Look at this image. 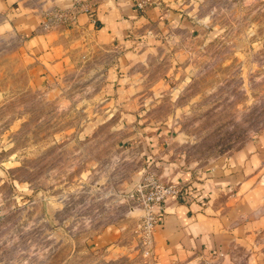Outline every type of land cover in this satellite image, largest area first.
Returning a JSON list of instances; mask_svg holds the SVG:
<instances>
[{
	"label": "rangeland",
	"instance_id": "obj_1",
	"mask_svg": "<svg viewBox=\"0 0 264 264\" xmlns=\"http://www.w3.org/2000/svg\"><path fill=\"white\" fill-rule=\"evenodd\" d=\"M193 10L180 53L173 61L144 60L131 85L144 93L138 121L157 122L167 138L158 147L166 153L160 163L142 157L130 165L117 162L123 150L136 153L141 146L118 145L123 130L83 129L99 116L93 89L73 80L46 95L29 73L19 39L10 26L1 28L0 264H149L136 247L139 213L126 211L120 194L144 171L183 188L178 172L203 183L211 173L233 174L243 161L247 187L260 188V208L251 215L260 220L252 239L234 248L231 264H264V0H199ZM142 125L123 132L129 140L155 132ZM96 136L114 142L88 140ZM248 153L255 155L252 173ZM110 225L120 230L119 244L94 248Z\"/></svg>",
	"mask_w": 264,
	"mask_h": 264
},
{
	"label": "crops",
	"instance_id": "obj_2",
	"mask_svg": "<svg viewBox=\"0 0 264 264\" xmlns=\"http://www.w3.org/2000/svg\"><path fill=\"white\" fill-rule=\"evenodd\" d=\"M77 1L84 2L88 11H82ZM198 1L159 0L138 10L133 0H36L34 4L31 0H0V32L3 26H10L11 34L19 39L20 51L31 62L29 73L35 85L46 95L73 80L93 89L92 95L98 99V119H103L93 120L83 129L129 131L139 130L137 125L143 124L142 130H155L131 140L122 131L118 145L127 142L141 148L136 153L123 150L117 162L130 165L142 157L145 163L154 159L160 163L166 153L158 147L167 138L157 122L148 117L138 121L142 108L138 110L137 100L144 93H137L131 85L144 60L173 61L180 53V40L185 37L182 29L192 23L189 18ZM52 6L71 10L75 23L43 28L46 11ZM114 110L119 123L112 120ZM88 140L108 145L114 142L99 136ZM244 158L252 162L255 155L248 153ZM243 163L231 175L226 170L208 174L203 183L194 181L190 172H178L176 180L182 181L183 188L179 196L162 205L163 218L154 231L149 264H190L199 258L231 264L234 248L252 239L260 220L251 217L260 208V188L247 187L249 174L242 171ZM253 165L248 164L251 173ZM142 171L133 173L130 180ZM255 181L252 178L251 186ZM225 190L234 193L223 196ZM216 192L220 194L217 199ZM119 231L115 225L107 227L96 238L94 248L118 245Z\"/></svg>",
	"mask_w": 264,
	"mask_h": 264
},
{
	"label": "built area",
	"instance_id": "obj_3",
	"mask_svg": "<svg viewBox=\"0 0 264 264\" xmlns=\"http://www.w3.org/2000/svg\"><path fill=\"white\" fill-rule=\"evenodd\" d=\"M136 7L144 10L149 0H135ZM81 10L86 12L84 6ZM71 12L62 10L47 11V21L43 28H50L57 24H74L75 18ZM182 187L178 183H163L153 173L144 171L142 177L125 193L120 194L119 200L125 204L126 211L139 213L134 224V235L138 256L141 260H150L153 257V235L156 226L163 218L162 205L170 198L179 196Z\"/></svg>",
	"mask_w": 264,
	"mask_h": 264
}]
</instances>
